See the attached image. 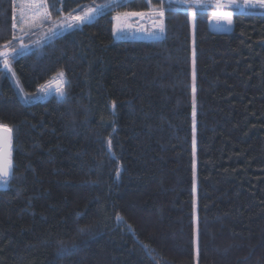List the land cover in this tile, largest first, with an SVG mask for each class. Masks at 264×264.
<instances>
[{
  "label": "trees",
  "instance_id": "obj_1",
  "mask_svg": "<svg viewBox=\"0 0 264 264\" xmlns=\"http://www.w3.org/2000/svg\"><path fill=\"white\" fill-rule=\"evenodd\" d=\"M103 2L0 0V51ZM151 5V35L114 30ZM184 5L122 0L9 57L25 92L62 76V95L26 102L0 65V264H264V9L219 31Z\"/></svg>",
  "mask_w": 264,
  "mask_h": 264
},
{
  "label": "rangeland",
  "instance_id": "obj_2",
  "mask_svg": "<svg viewBox=\"0 0 264 264\" xmlns=\"http://www.w3.org/2000/svg\"><path fill=\"white\" fill-rule=\"evenodd\" d=\"M122 0H105V2L98 4V6H88L82 7L83 9L72 12L68 15H63L57 19L45 22L38 27L30 30H26L20 33V35L11 41H9L1 51H0V65L5 69L9 70L13 84L17 92L26 102L37 101L38 99H43L54 93L57 95L63 94V77L58 76L55 80L44 85L39 91L34 93H28L23 90L20 86L17 78L11 72L9 68V57L28 43H36L45 38H50L55 35L58 31H63L66 28H70L74 25L89 21L94 18L100 11L114 5L116 2ZM175 3L185 4L184 6L195 7H210L212 8L214 14L210 17V24L213 27L228 24L227 19L230 15L225 11L226 7H242V8H261L264 9V0H165ZM163 9L161 5L154 6L151 5L145 12H123L117 11L114 13V18L118 17L120 20H125L135 25V33L137 31H143V35H151L149 26H155V22L159 18V14H162ZM190 23H191V35L194 36V14L190 12ZM149 15V16H148ZM218 28V27H217ZM129 35V32L123 31L121 35ZM136 35V34H134ZM133 35V36H134ZM195 70L192 67V140L193 147L195 148V123H196V108H195ZM9 185L8 178L0 177V187L5 188Z\"/></svg>",
  "mask_w": 264,
  "mask_h": 264
},
{
  "label": "water",
  "instance_id": "obj_3",
  "mask_svg": "<svg viewBox=\"0 0 264 264\" xmlns=\"http://www.w3.org/2000/svg\"><path fill=\"white\" fill-rule=\"evenodd\" d=\"M135 26L118 17L114 19V30L121 34L124 30L129 31V35H133ZM143 31L137 32V36L142 35ZM11 146L12 131L6 126H0V177L8 178L11 174Z\"/></svg>",
  "mask_w": 264,
  "mask_h": 264
}]
</instances>
